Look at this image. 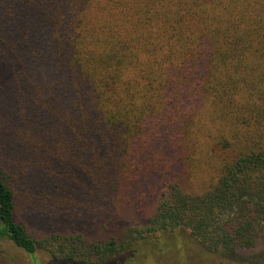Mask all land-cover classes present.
I'll use <instances>...</instances> for the list:
<instances>
[{"label": "trees", "instance_id": "trees-1", "mask_svg": "<svg viewBox=\"0 0 264 264\" xmlns=\"http://www.w3.org/2000/svg\"><path fill=\"white\" fill-rule=\"evenodd\" d=\"M1 66L0 240L107 264L264 237V0H0Z\"/></svg>", "mask_w": 264, "mask_h": 264}, {"label": "rangeland", "instance_id": "rangeland-1", "mask_svg": "<svg viewBox=\"0 0 264 264\" xmlns=\"http://www.w3.org/2000/svg\"><path fill=\"white\" fill-rule=\"evenodd\" d=\"M6 69L0 67V92L6 83ZM3 95V94H2ZM0 96V129L5 127L7 116ZM0 135V142H2ZM47 216L37 210L26 209L29 230L36 237L51 233V227L44 221ZM20 221V218H17ZM48 220V218H47ZM50 223V222H49ZM51 224V223H50ZM124 261V263H122ZM0 264H73L51 257L38 250L34 257L14 246L7 240H0ZM107 264H264V237L253 249H241L233 253H204L202 247L192 238L188 229L179 228L172 232H158L148 237L124 257Z\"/></svg>", "mask_w": 264, "mask_h": 264}]
</instances>
